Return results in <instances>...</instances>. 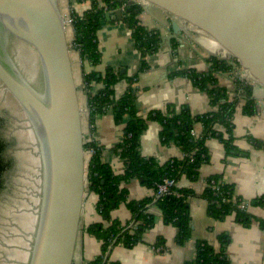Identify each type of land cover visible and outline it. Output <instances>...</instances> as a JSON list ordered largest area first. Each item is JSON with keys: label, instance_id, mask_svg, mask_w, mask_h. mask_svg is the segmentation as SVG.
<instances>
[{"label": "crops", "instance_id": "crops-1", "mask_svg": "<svg viewBox=\"0 0 264 264\" xmlns=\"http://www.w3.org/2000/svg\"><path fill=\"white\" fill-rule=\"evenodd\" d=\"M78 15L91 8L90 3L71 4ZM141 25L150 28L161 27L159 19L145 13L137 17ZM163 35L170 32L164 30ZM98 46L101 53V63L93 67L87 61H79L78 74L97 71L105 74L109 69L121 77L115 86V99H120L129 88L136 87V107L139 115L147 118L151 112L167 111L173 107L180 112L188 107L193 116H199L216 111L210 102L208 94L199 89L193 80L184 72L196 71L206 74L210 72L212 56L218 57L214 48L202 38L194 34H184L183 42L172 40L171 46L167 41L160 50L146 60L148 67L143 69V57L137 43L127 28L125 22L118 20L116 15L111 21H105L98 31ZM80 55V54H79ZM75 76L76 58L72 55ZM232 72V71H231ZM229 73L218 72L215 77L218 85L229 90L235 97L236 79ZM77 77V76H76ZM77 79V78H76ZM129 80H133L129 82ZM82 85V84H81ZM96 85L95 89H100ZM83 92V91H82ZM257 90L253 87V94ZM256 100V99H255ZM81 105L88 103V96L80 93ZM257 113L248 115L244 112V101H241L235 113L234 145L235 151L228 153L225 145L218 138L207 140L210 160L200 169V177L193 182L187 177L178 181L180 189L192 190L194 195L189 200L192 235L187 244H177L178 229L167 224L156 208L152 209L156 218L155 226L144 236V242L134 248L117 245L107 253V259L115 264H187L196 258L197 244L206 241L218 246L221 234L230 237L227 254L231 264H264V208L256 205L249 210L254 217L250 226H244L233 216L217 220L208 213V204L202 198L207 188L208 179L218 175L231 185L236 194L249 203L264 197V149L255 148L250 139L264 140V99H257ZM147 114V115H146ZM128 117L122 122L116 120L115 109L109 108L104 114L96 117L91 123L89 116H83L84 136L102 147V161L111 166L115 175H123L126 169L124 159L118 146L123 142ZM224 132V128L219 127ZM162 127L155 121H148L140 139V153L143 157L155 160L163 165L174 158H182L183 153L174 144H165L161 138ZM202 132L197 125V134ZM87 159L88 155H87ZM122 188L128 191L129 201L152 198L154 191L138 179L123 183ZM90 194V195H89ZM99 196L91 192L84 200V210L81 231L78 237L73 264H88L97 259L102 252V242L88 232L91 225L103 222L97 211ZM113 219L123 224L132 220V213L126 204H122L112 213ZM158 239L165 241V249L158 251L154 246Z\"/></svg>", "mask_w": 264, "mask_h": 264}, {"label": "water", "instance_id": "water-1", "mask_svg": "<svg viewBox=\"0 0 264 264\" xmlns=\"http://www.w3.org/2000/svg\"><path fill=\"white\" fill-rule=\"evenodd\" d=\"M59 1L0 0V84L20 105L45 151V193L28 264L74 263L84 200L90 192L80 101L84 86L75 76L73 41ZM71 1L90 3L87 11L98 4L107 21L116 15L123 22L124 17L121 11H108V2L127 8V13L131 6L138 7L161 22V27L141 25L161 33V46L166 41L170 46L172 40L183 42L184 34L202 38L221 53L217 55L221 60L239 68L258 92L254 99H264V0ZM164 30L170 35H163ZM13 40L37 55L42 88L14 63L9 49ZM256 205L253 201L251 207Z\"/></svg>", "mask_w": 264, "mask_h": 264}, {"label": "trees", "instance_id": "trees-1", "mask_svg": "<svg viewBox=\"0 0 264 264\" xmlns=\"http://www.w3.org/2000/svg\"><path fill=\"white\" fill-rule=\"evenodd\" d=\"M107 8L115 10L122 6L117 3H106ZM127 10V8H125ZM131 12H125L123 22L128 23L133 31V37L143 57V69L148 67L147 58L156 54L162 43L159 31H147L140 25L137 17L140 14L138 7L131 6ZM73 28L75 45L82 61H87L93 67L101 63V53L98 46V31L103 27L105 14L99 5L93 3L92 9L83 16L74 14ZM211 69L209 73L201 74L196 71L184 72L194 84L206 92L211 105L217 108L211 113L193 116L188 107L177 112L173 107L167 111L151 112L147 118L139 115L136 107L137 94L133 88L118 100L115 99V86L121 80L112 69L106 74L97 71L84 74V88L88 94L89 117L93 124L96 117L104 114L109 108L116 111V120L122 122L129 118L125 129L123 142L118 146L125 162L123 175H115L111 166L102 161L103 149L96 142L86 144L87 150H92L93 155L89 162L88 179L90 191L99 196L97 211L103 222L93 224L88 232L102 242L101 255L88 264H115L107 259V253L112 247L122 245L134 248L144 242L145 234L156 223L152 209L161 212L165 222L178 229L177 244L183 246L191 239L192 223L190 216L189 200L194 195L192 190L172 187L170 194L157 196L158 185L166 179L177 182L182 177H187L195 182L200 177L201 167L210 160L207 140L218 138L225 145L228 153L235 151L233 119L241 101H244V112L248 115L257 113V101L253 98V88L250 84L236 81L235 97L229 90L218 85L215 74L218 72L229 73L233 66L219 57L212 56L209 60ZM133 80H129L132 82ZM133 83V82H132ZM103 85L96 90V85ZM148 121H155L162 127L161 138L165 144H176L183 153L182 158H174L163 165L155 160L145 158L140 153V139L147 127ZM201 125L202 132L197 135V125ZM5 120L0 119V191L5 187L7 172L13 166L12 158L7 156V151L13 143L4 135ZM224 128V132L219 130ZM257 149H264V140L250 139ZM140 180L144 186L154 191L152 198L138 201H129L128 191L122 188L123 183ZM207 188L202 198L208 204V213L217 220H224L233 216L236 221L244 226H250L254 217L248 210L249 203L238 196L234 185L226 183L221 176L215 175L208 179ZM122 204H126L132 213V220L123 224L118 219H113L112 213ZM251 204V205H250ZM258 206L264 208V197L257 201ZM115 206V208H113ZM264 228V221H261ZM230 237L221 234L218 246H213L206 241L197 244L196 258L187 264H231L227 254ZM156 249H165V241L158 239L154 246Z\"/></svg>", "mask_w": 264, "mask_h": 264}, {"label": "rangeland", "instance_id": "rangeland-1", "mask_svg": "<svg viewBox=\"0 0 264 264\" xmlns=\"http://www.w3.org/2000/svg\"><path fill=\"white\" fill-rule=\"evenodd\" d=\"M59 3L68 17L78 14L70 8L71 0H60ZM68 28L69 41L74 42L72 26L69 25ZM9 49L14 63L23 75L31 78L36 87L42 88V66L35 52L15 40L11 42ZM216 54L221 55L218 51ZM74 55L77 82L84 86L83 76L81 79L78 74L81 57L75 46ZM82 91L80 93L88 95L85 90ZM81 107L83 116H89L86 111L88 103ZM0 119L6 121L4 135L13 143L7 151V156L13 160V166L7 172L5 187L0 191V264H28L41 219L45 193V151L28 117L1 84Z\"/></svg>", "mask_w": 264, "mask_h": 264}, {"label": "built area", "instance_id": "built-area-1", "mask_svg": "<svg viewBox=\"0 0 264 264\" xmlns=\"http://www.w3.org/2000/svg\"><path fill=\"white\" fill-rule=\"evenodd\" d=\"M108 11H111L113 13H115L116 11H121L123 12L124 16H125V12H126V9L125 7H121V8H118V9H115V10H111L110 8H107ZM67 16V15H66ZM68 21V22H67ZM73 21H74V17H71V16H67V26L69 27L70 26H73ZM141 25V24H140ZM149 32H152V31H149ZM74 33V31H73ZM73 46L76 47L75 45V41L73 42ZM233 66V70L231 72V74L233 75V77L237 80H240L242 82H246L248 84H250L252 86V84L248 81V79L241 73V71L239 70V68L235 65H232ZM253 88V86H252ZM254 96V94H253ZM259 97V96H258ZM258 99H263L261 97H259ZM87 113H89V108L86 110ZM198 135V134H197ZM92 142V140L89 138H85V143H90ZM88 154V158L91 159L92 155H93V151L92 150H87ZM172 187H178V182L174 179H166L162 184H159L158 185V193H157V196H165V195H170V194H175V195H179L178 192L174 191V192H171L170 189ZM179 188V187H178ZM251 209V206H248V210ZM158 251H160L161 249H157Z\"/></svg>", "mask_w": 264, "mask_h": 264}, {"label": "bare ground", "instance_id": "bare-ground-1", "mask_svg": "<svg viewBox=\"0 0 264 264\" xmlns=\"http://www.w3.org/2000/svg\"><path fill=\"white\" fill-rule=\"evenodd\" d=\"M68 22V21H67Z\"/></svg>", "mask_w": 264, "mask_h": 264}]
</instances>
